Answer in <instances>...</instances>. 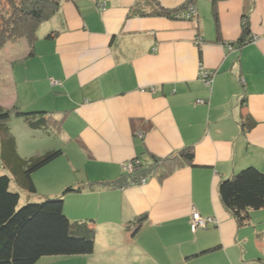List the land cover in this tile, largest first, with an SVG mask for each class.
<instances>
[{
	"label": "crops",
	"instance_id": "1",
	"mask_svg": "<svg viewBox=\"0 0 264 264\" xmlns=\"http://www.w3.org/2000/svg\"><path fill=\"white\" fill-rule=\"evenodd\" d=\"M59 1L31 50L24 39L10 45L0 105L53 112L63 136L56 148L82 153L80 166L89 171L69 184L82 189L63 205L70 220L94 221V251L78 257L89 264H264V208L238 225L218 193L222 179L246 166L264 171V0L218 1L217 29L211 0H156L182 8L170 17L130 15L136 0ZM190 5L195 14L187 17ZM244 19L254 41L238 45ZM27 66L41 73L30 85ZM200 66L212 72L209 87ZM33 145L41 148L31 156L54 149L50 140ZM186 148L192 163L173 160L167 173L153 164ZM134 159L154 172L145 183L113 186L130 181L123 164ZM193 210L215 221L192 232Z\"/></svg>",
	"mask_w": 264,
	"mask_h": 264
},
{
	"label": "trees",
	"instance_id": "2",
	"mask_svg": "<svg viewBox=\"0 0 264 264\" xmlns=\"http://www.w3.org/2000/svg\"><path fill=\"white\" fill-rule=\"evenodd\" d=\"M192 1L188 0V3ZM218 1L221 0H211L216 29L218 22L215 7ZM59 7V0H0V49L8 41L24 39L31 50L37 39L39 26L49 20ZM181 10L182 8H164L156 0H136L129 13L143 17H170ZM248 34L249 23L244 19L242 37L238 39L237 44L244 43ZM51 36L52 33H48L47 37ZM12 117L21 119L30 129L52 132L60 130L61 122L50 111L22 109L17 105L4 108L0 105V162L6 170L0 171V264H35L42 256L92 253L95 239L94 221L70 220L63 209L64 197L80 191L82 185H68L57 197L20 203L22 192L36 191L32 174L61 156L63 151L56 149L30 157L19 155L16 137L9 125ZM173 160L178 165L181 161L192 163V149L186 148L162 159L153 158V164L158 163L161 171L167 173V163ZM132 162L134 165L130 181H126L124 176V181L120 180L113 186L132 185L134 181L154 172L151 166L138 160L134 159ZM218 193L223 207L238 225H243L249 221L252 210L264 208V171L254 166H246L222 179L218 184ZM214 248H207L202 253Z\"/></svg>",
	"mask_w": 264,
	"mask_h": 264
},
{
	"label": "rangeland",
	"instance_id": "3",
	"mask_svg": "<svg viewBox=\"0 0 264 264\" xmlns=\"http://www.w3.org/2000/svg\"><path fill=\"white\" fill-rule=\"evenodd\" d=\"M18 40L8 41L0 49V78L1 79L3 78V80L4 77L6 76V72L4 71V69L2 70L1 67L5 63L7 53L10 50L9 49L10 45L17 43ZM19 67L18 66L15 67L14 71H16V69H19ZM27 69H29V73L26 77L31 78L30 81L27 83V85H30L31 80H34V78L37 76L40 77L41 73H38V71L32 68L31 66L29 67L27 66ZM16 81L18 82V80ZM11 84L12 83H10V85ZM18 86L21 87L22 84L18 83ZM31 87L32 86H30V88ZM9 108H11V106ZM9 125L11 131L15 134L18 140V145H19L18 153L23 157H30L31 156L30 152L33 151L30 149H34L35 151L41 148V146H34L33 144L40 145V143H42L44 140H50V144H51L50 146L51 148H54L53 150H56L57 145L62 143L60 142L62 141V138L60 137L63 136L57 131L52 132L53 134H56L55 136L52 133H50V135H47L42 131L28 128L27 126H25V124H23V121L21 119L16 120L15 117L11 118V120L9 121ZM65 148H67L68 150L63 152L62 156L51 161L50 162L51 164L48 165L46 164L47 165V166L45 165L46 167L44 166L39 170H37L36 172H34L35 174L32 175V180L36 187V191L34 193L23 192L20 197L21 204L26 201H30V202L42 201L44 199H47L46 196H49L51 193L52 194H55V192L61 193L66 186L75 183L74 180L77 176L79 177L85 175V168L87 167L80 166V162L84 161L82 153L78 151H72L68 145H66ZM39 154L40 155L44 154V151L40 152ZM32 155H36V154L32 153ZM128 162L129 161H127V163ZM1 170L6 171L3 169V166L1 165L0 162V171ZM87 170L89 171V168H87ZM124 172L126 173V175L131 173L125 170ZM64 178L67 179L64 180ZM60 180L61 181L64 180V181L58 185V182H60ZM137 182H139L140 184L142 183L141 179H139V181ZM58 186L59 188H57ZM78 256L80 255L42 256L35 264H89L88 260H83ZM91 262L93 264H97L94 263L93 261ZM107 264H112V263L108 262Z\"/></svg>",
	"mask_w": 264,
	"mask_h": 264
},
{
	"label": "built area",
	"instance_id": "4",
	"mask_svg": "<svg viewBox=\"0 0 264 264\" xmlns=\"http://www.w3.org/2000/svg\"><path fill=\"white\" fill-rule=\"evenodd\" d=\"M99 8H104V3H99ZM195 14V8L194 6L190 5L186 11V16L190 17ZM249 39L253 40V37H250ZM198 78L204 82V84L209 87L212 82V72L208 69H205L203 66H200L199 72H198ZM53 83H56V81H52ZM198 103H201L202 100H197ZM133 165L134 163L132 161H129L128 163L123 164V169L125 171L131 172L133 171ZM142 183H145V178H141ZM136 182V181H135ZM134 183V182H133ZM214 222L215 219L212 217L203 218L199 215V213L195 210L191 212V223L190 228L191 231L194 232L197 228H205L206 224L208 222Z\"/></svg>",
	"mask_w": 264,
	"mask_h": 264
}]
</instances>
